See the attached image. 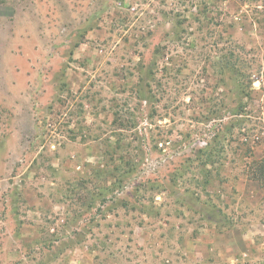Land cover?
I'll return each mask as SVG.
<instances>
[{
    "label": "rangeland",
    "instance_id": "374dc122",
    "mask_svg": "<svg viewBox=\"0 0 264 264\" xmlns=\"http://www.w3.org/2000/svg\"><path fill=\"white\" fill-rule=\"evenodd\" d=\"M263 154L264 0H0V264H264Z\"/></svg>",
    "mask_w": 264,
    "mask_h": 264
},
{
    "label": "trees",
    "instance_id": "16d2710c",
    "mask_svg": "<svg viewBox=\"0 0 264 264\" xmlns=\"http://www.w3.org/2000/svg\"><path fill=\"white\" fill-rule=\"evenodd\" d=\"M249 165L247 178L258 181L261 188L264 190V154L262 158L253 161V163Z\"/></svg>",
    "mask_w": 264,
    "mask_h": 264
}]
</instances>
